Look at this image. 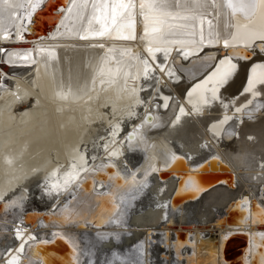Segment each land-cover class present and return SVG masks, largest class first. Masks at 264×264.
I'll return each mask as SVG.
<instances>
[{
  "label": "bare ground",
  "instance_id": "6f19581e",
  "mask_svg": "<svg viewBox=\"0 0 264 264\" xmlns=\"http://www.w3.org/2000/svg\"><path fill=\"white\" fill-rule=\"evenodd\" d=\"M172 1L124 0L127 9H117L116 23L112 24L114 0H93L88 6L85 0H0V201L6 203L17 196L14 204L25 203L27 208L44 210L41 215L26 217L29 221L26 224L14 217L0 220V264H11L13 260L15 264H94L98 261H92L95 247L109 234L115 240L118 233L132 231L135 220L139 225L150 226L143 228L141 236L134 240L124 237L126 241H114L112 247L102 244L103 252L114 255L124 252L120 254L129 257L120 255L107 262L186 264L181 260L182 255L193 252L192 264H196L198 255L197 264H264V224L257 226L250 218L239 219L243 210L240 202H236L243 197L250 203L254 201L264 222V64L251 68L264 57V51L256 50L257 42L264 46V0H260L251 19L241 13L234 15L224 0H213L214 3L209 0L212 12L204 14L197 13L199 10L196 12L194 7L202 5L203 0H174L175 4L179 3L177 7L171 5ZM43 13L49 15L41 16ZM209 14L212 18L202 16ZM227 15L230 32L228 29V35L217 36L227 30L224 26ZM29 18L32 25L27 29L32 33L25 37ZM10 19L11 27L1 29ZM195 21L203 26L209 23L202 42ZM41 23L46 25L38 38L35 36L38 33L33 31ZM178 25H183L185 30L177 29ZM181 30L186 35L178 34L174 42L167 41L166 36L182 34ZM213 30L219 33L215 35L218 41L211 35ZM233 47L254 50L256 55L243 63L221 53L213 58H199L208 49ZM175 57L191 61V67L200 61H205V66L188 77L182 71L189 72L191 68L185 66L175 75L172 64ZM197 75L200 76L194 79ZM248 78L251 87L241 92L240 86ZM212 96L224 103L217 105ZM256 97L259 99L254 100ZM203 101L215 103L214 110L220 112L214 115L213 111L211 118L205 112L209 119H204L202 124L204 115L199 114V108ZM209 104L202 107L209 110L206 108ZM127 121L128 128L124 129ZM195 122L202 124L200 137ZM232 124H236L235 130L230 127ZM226 127L235 132L228 141L231 146L234 143V151L227 154L220 146ZM252 137L256 139L254 143L249 141ZM204 148L211 153L210 158L200 157L204 167L189 165L193 154ZM181 153L187 155L186 159L179 158ZM173 155L177 157L175 161ZM140 162L144 166L136 168ZM221 162L228 166L231 175L224 178L218 175ZM106 163L108 171L118 174L115 178L118 188L111 193L118 191L119 195L134 192L130 185L125 186L133 174L138 178L143 175V169L155 168L158 175L151 176L154 178L151 184L148 179L137 183L143 199L136 197L130 205L128 201L119 212L113 211L106 195L104 206L108 210L101 219L67 227L51 223L56 210L67 203L70 195L80 192V186L89 187L91 177ZM170 163H173V175L160 173ZM208 163H211V175L205 171ZM68 172L78 176L65 186ZM97 177L105 179L106 174L101 171ZM197 180L206 182L209 189L196 200L200 207L199 225L196 221L184 229L182 222L177 226L181 218L179 221L175 218L178 213L190 211L187 212L186 203L179 202L189 197L185 196L190 194L187 187L190 183L196 185ZM221 180L227 185L215 184ZM237 181L241 185L245 183L246 191H239L242 186ZM57 182L58 187L53 188ZM96 186L100 188L98 192L105 194L110 185L101 182ZM176 187L180 191L178 188L169 208L164 201ZM31 192L38 196H31ZM231 202L227 214L222 216L223 209ZM3 206L0 205V212ZM172 211L176 214H171ZM227 218L230 224L243 225H225ZM143 229H138L136 235ZM167 234L170 241L164 259L156 256L155 248L159 244L154 241L168 237ZM246 235H253V240L248 241L241 255L238 250L244 242L242 236ZM57 236V244L53 246L56 253H50L47 263L29 254L36 243H48ZM188 236L192 242L187 241ZM9 239L14 244L7 252L9 248L4 246ZM175 239L177 244L173 242ZM183 241L191 246L182 251Z\"/></svg>",
  "mask_w": 264,
  "mask_h": 264
},
{
  "label": "water",
  "instance_id": "95a60500",
  "mask_svg": "<svg viewBox=\"0 0 264 264\" xmlns=\"http://www.w3.org/2000/svg\"><path fill=\"white\" fill-rule=\"evenodd\" d=\"M224 3H225V0H224ZM225 5H226V3H225ZM52 10L53 9L51 8L48 12H51ZM46 15H49V14L48 13H43L41 16L45 17ZM31 25H32V21L29 18L28 21H27V25H26L25 31H24L25 37H27V35H31L32 31L27 29L28 27H31ZM45 25H46V23H41V25H39L38 28L36 27L34 29L33 34L38 33L35 36H37L38 38L42 37V34H40V32H42V29L45 27ZM261 46H263V43L262 42H257L256 43V50L259 51V52L262 51L260 49ZM214 50H215V48L206 50L205 53L199 58L200 59H203L204 57L205 58L206 57L213 58L216 53H221L222 55L230 57L232 60H236L238 63H243V62L250 61L251 58L256 55L254 50L245 49L244 47L220 48L218 50V52L214 51ZM241 52L242 53L244 52L245 54H240ZM204 62L205 61L198 62L197 64H195L194 66L191 67L189 72L185 71V73H184L182 71V73L184 74L185 77H188L189 75H193L196 72H199L205 66ZM190 63H191V61H189L187 64H190ZM199 76L197 75L196 77H194V79H196ZM256 99H259V98L258 97L254 98V100H256ZM254 100H252V102ZM236 120H238V118H236ZM129 132H131V131H129ZM129 132L127 134H129ZM223 134H224L223 135V140L225 142H228V141L232 140L234 138V136H235V132H232L231 128H229V127H226V129L224 130ZM226 137L227 138L230 137V139L227 140ZM186 156H187L186 154H182L181 153V156H179V158H185L186 159ZM142 163L143 162H140L139 164H137L136 168L140 167V166L143 167L144 165ZM172 164L173 163H170V165H168V167L162 169L163 171H161L160 173H169L170 176H172L173 175L172 174V170H171L172 169V167H171ZM101 166L102 167L99 168L95 172L96 174H94V176L91 177V181H92L91 185H89V187L80 186V188H79L80 192H78L75 196L70 195L69 199H67V203L64 204L63 207H61L60 209L56 210V212H55L56 218L51 220V223L55 222L57 225H60L59 227H62V226L63 227H67L70 224H75L76 225L77 223L90 224V223H93L94 221H97L98 219H101L102 217L105 216V214H106V212L108 210L104 206V196H106V195L104 193L98 192L100 190V188H98L96 186V184L103 182V184H105V185L106 184L110 185L109 188H108V191H107V193L110 194L112 189H117L118 188L117 184H116V179L118 177V174L116 173V171L112 172V171H108L107 170L108 166H109L108 163L103 164ZM111 166H113V165H111ZM218 166L222 167V169H220V171L218 173V175L221 178H224L225 176L232 174L231 170L228 168V166H226L222 162L219 163ZM101 171H102L103 175L106 174L105 179L102 178V177L101 178L97 177V175L100 174ZM88 172H89V170L84 174V177L87 176ZM156 174H157L156 171L148 170L147 168H145V169H143V175L141 177H138V178L136 177V181H137L138 184H141V182H144L146 179H148L150 181L151 176H154ZM129 177H131V176H129ZM159 179H161V178H159ZM84 180H86V179H84ZM161 180H163V179H161ZM218 183H222L224 185H227L225 180L218 181L215 184H218ZM93 185H95L94 188H93ZM208 186L209 185L206 182L202 183V182H199L198 180H197V184L196 185H193V183H190L187 188L190 191L189 193H194V195L193 196H189L186 199H183L179 203L180 204H185L187 202H191V201L197 200L201 196L202 193H204L205 191H207L209 189V188H207ZM178 188L179 187H176L174 192H172L170 195H168L165 198L164 202L167 203L169 208H172V202H173L174 196H175ZM108 196L110 197V195H108ZM185 196H187V194ZM16 197L17 196L12 197V199H10L8 202L6 201V203H5L4 200L0 201V205H4L3 206L4 207L3 210L0 212V220L6 219V218H10V217H14L15 220H17V221L20 220L22 223L26 224V223L29 222V221L27 222V220H26V217H29V215H32V214L41 215L42 213H44V210L43 211L42 210H38L35 207L27 208V205L25 203H23L21 205L14 204L13 203V199L16 198ZM243 198L245 200V197H243ZM243 198L240 199V201H236V202H240L241 211L243 210V213H241L242 215H240L239 219H244V220L246 219L247 220L248 218H250L251 221L252 220L255 221L254 223L257 226L261 225V223L264 224V222H262V218H260L261 214L260 215L257 214V211L255 209L256 205H255V203H253L254 201L252 203H249V204L245 205V204H243V201H244ZM179 203L177 204V206L180 205ZM110 204H111V200H110ZM231 204H232V202L229 203L228 206L225 209H223L222 216H224V214H227L226 213L227 209L229 208V206ZM216 219L214 221H212V223H215ZM223 223H225V222H223ZM225 225H234L235 226V225H243V223L239 224L237 222H233L232 224H230L228 222V218H227V221H226ZM219 226H221V225H219ZM242 238H243L244 242L241 243V245L239 246V250H238V254H241V255L244 253L246 247L248 246V241L250 239L253 240V235L242 236ZM254 239H255V237H254ZM56 240H58V236L55 237L53 239V241H48V243L44 242V241L36 243L34 245V249H32L33 251L30 250L29 254L33 255V257H35L38 261H41V262L44 261L45 263H47V260L49 259L50 253H52V252L56 253L55 250L53 249V246L55 247L56 244H57ZM187 241H189V242L191 241L192 242V240L190 239V236L187 237ZM187 241H183V245L180 247V250L183 251L184 247H187V246L190 247L191 246L190 244H188ZM173 242L177 244L178 240L175 239ZM155 243H156V240H155ZM174 243H173V249L175 250ZM37 244L40 245L39 248L37 247ZM218 253H220V249H219ZM192 254H193V252L183 254L181 260H184L186 262V264H192V261L194 259ZM186 256L188 257L187 260H186ZM246 256H247V254H246ZM197 259H198V261H197ZM224 261L228 262L227 260H224ZM242 262H243V260H242ZM197 263H200V256L199 255L196 258V264Z\"/></svg>",
  "mask_w": 264,
  "mask_h": 264
},
{
  "label": "rangeland",
  "instance_id": "374dc122",
  "mask_svg": "<svg viewBox=\"0 0 264 264\" xmlns=\"http://www.w3.org/2000/svg\"><path fill=\"white\" fill-rule=\"evenodd\" d=\"M81 1H82V0H81ZM85 1H86V3H87V6H88L89 4H92V3H93V0H85ZM205 1H206V2H205ZM210 1H212V3H214L213 0H210ZM207 2H208V4H206ZM212 3H210L209 0H203V2H201L202 5L199 4L198 6H194V7H195V9H196V12L199 10L197 13H201V14H204L205 12H207V13H211V12H212L211 9H212V7H213ZM82 4H84V2H83ZM174 4H175V1L173 0V1L171 2V5L174 7ZM176 5L178 6L179 3L177 2V4H175V6H176ZM181 5H182V4H181ZM181 5H180V6H181ZM207 5H208L209 7H211V8H209ZM177 6H176V7H177ZM197 7H198V8H197ZM205 7L207 8V10H206ZM203 8H204V9H203ZM126 9H127V8H126ZM170 9H174V8H170ZM201 9H202V10H201ZM208 9H210V12H209ZM10 11H11V10H10ZM202 16L212 18V17H210V16H212L211 14H209V15H202ZM225 19H226V22H227V23L224 22V26H225V28L227 27V28H226L227 30H225L224 33H223V32H220V34L214 32L215 30H213V33H211V35L213 34L214 37L220 36L221 34H222V35H224V34L226 35V33H227L226 31H228V29H229L228 32H230L231 25H230V22H229V20H228V19H229V16L227 15V18H225ZM195 22H197V28H198V30H199V31H198V37H199V40H200V42H202V41H203V35H204V32H203V31H204V29H205V26L208 27L209 23L207 22V23H205V25L203 26V23H202V22H201V23H199L198 21H195ZM11 23H12V20H11V19L5 21V22L2 24L1 29H3V28H4V29H7L8 26L11 27ZM225 23H226V24H225ZM226 25H227V26H226ZM195 26H196V25H195ZM195 26H192V27H195ZM229 26H230V27H229ZM9 27H8V28H9ZM181 27H182V28H181ZM228 27H229V28H228ZM176 28H177V29H182V30L184 29L183 25H181V26L178 25V27H176ZM182 30H181V31H182ZM184 30H185V29H184ZM176 33H177V32H176ZM178 34L180 35V37L186 35V34L184 33V31H182V34L179 33V32H178L177 34H171V35H169V36H166L167 41H168V40H169V41L172 40V41L174 42L175 40H177V38H175V37H179ZM217 34H219V35H217ZM228 34H229V33H227V35H228ZM175 35H176V36H175ZM215 35H217V36H215ZM222 35H221V36H222ZM168 37H169V38H168ZM170 39H171V40H170ZM214 39H217V41H218V37H217V38H214ZM172 41H171V42H172ZM215 41H216V40H215ZM205 42H207V41H205ZM217 50H218V49H215L214 51H217ZM175 59H176V60H175L174 62L172 61V64H173V63L175 64V69H176V70H173V72L176 71V72H175L176 74L174 73L175 75H178V74L180 73L179 71H181L182 69H186L185 66H188V65H189V67L191 68V66H190L191 63H190V64H187L188 61H187L186 59H183L182 57H179V58H178V57H175ZM180 60H181V61H180ZM182 60H186V62L184 63V61L182 62ZM258 60H259V59H258ZM262 60L264 61V57H262V58L260 59L259 62L256 61L257 63L255 62L254 64H252V65H251V68H252L254 65H257V64H264V62H262ZM159 62H160V61H159ZM159 62H157V63H159ZM261 62H262V63H261ZM186 64H187V65H186ZM177 71H178V72H177ZM243 85H244L246 88H245ZM248 85H249V86H248ZM241 86H243V87H241ZM241 86H240V90H241V92H242L243 90H245V89L250 88V87H251V79L248 78V79L246 80V82L244 81V82L242 83ZM241 88H242V89H241ZM217 91H219V90H217ZM255 95H256V94H253V96H255ZM145 96H146V95H145ZM215 97H216V99H215ZM218 99H219V98H218L217 96H212V100H213V102H216L217 105H220V104L224 103L223 100H222L223 102H221V99H219V101H218ZM237 99H238V97H237ZM171 100L173 101V99H171ZM214 100H215V101H214ZM262 101H264V100H262ZM218 102H219V104H218ZM209 103H210V102H209ZM209 103H208L207 101H205V102H204V101L201 102V105H200V106H201V107H200L201 109L199 108V110H201V111H200V113H199L198 110H197V111H198L199 114H202V115H204L205 112H206L205 115L208 116L209 118H211L212 116L217 115L220 111H218L217 108L214 110V107H215L214 104H215V103H214V104H211V103L209 104ZM202 104H204L205 106H206V104H209L208 107H206V108H208L210 111L207 110V109H205L204 106H203V107H204V108H203V107H202ZM212 105H213V106H212ZM210 106L213 107V110H212V107H211V109H210ZM217 107H218V106H217ZM139 108H140V107H139ZM202 108H203V109H202ZM202 110H203V111H202ZM206 110H207V111H206ZM216 110H217V112L215 113ZM208 111H209V112H208ZM213 111H214V112H213ZM212 112H213L214 115L212 114ZM210 113H211L212 116L210 115ZM222 113H223V112H222ZM224 113H225V111H224ZM190 114H191V113L189 112L188 115L190 116ZM205 115L203 116L204 118L201 117V118L203 119L202 124L205 123L204 119H207V118H208V117H206ZM209 118H208V119H209ZM236 122H237V121H236ZM195 123H196V122H195ZM225 123H227V121H226ZM124 124H125V126H126V127L123 126L124 129L128 128V125H129L128 121H127L126 123H124ZM197 124L199 125V127H198ZM202 124H201V123H198V122L196 123V126H197V127H196V128H197V134L199 133V134H198V135H199L198 137H200L201 134L203 133V130H202V133H201V126H200V125H202ZM233 124H234V123H233ZM233 124H232L230 127L234 129V128H236V124H235V125H233ZM203 127H204V125H203ZM199 128H200V129H199ZM92 131H93V130H92ZM91 134H92V132H91ZM197 134H195L194 136L196 137ZM100 138H101V137H100ZM229 139H230V138H228L227 140H229ZM253 139H254V140H253ZM255 140H256V139L252 137L249 141H250V142L253 141V143H254ZM223 141H224V140H223ZM223 141L221 142L220 146H221V149H223V152H224V153L227 154V153H231L232 151H234V148H235V147H234V146H235L234 143H233V146H231V144L229 143L231 140L228 142V143H229V144H228L229 148H227V147H228V146H227V147H226V150H225V146L227 145V142H225V141L223 142ZM89 143H90V142H89ZM89 143H88V144H89ZM224 144H225V145H224ZM223 145H224V146H223ZM222 147H223V148H222ZM230 147H231V148H230ZM228 149H230V150H228ZM141 150H142V151H141ZM139 151H141L140 153H143V149H142L141 147H140ZM89 152H90V151H89ZM202 152H203V153H202ZM200 153H201V154H200ZM195 154H196L197 156H196V155L194 156V154H193V157H191L192 160L190 159V163H189V165H191V164L193 163L191 166H196V165L198 166V165H199V167H201V165H202V167H204L203 164L199 161V160H200V157H201V156H204V157H209V158H210V154H211V153H210V150L204 148V150L202 149V150L198 151V152L195 153ZM198 155H199V156H198ZM207 155H208V156H207ZM204 157H203V158H204ZM195 158H196V159H195ZM194 160H195V162H194ZM191 161H192V162H191ZM200 163H201V164H200ZM207 165H208V167H207ZM210 165H211V163H208V164L205 165V166L207 167V169H206L205 171L207 172L208 175H211V174H210V171H212ZM208 168H209V169H208ZM208 171H209V173H208ZM153 179H154V178H152V179L150 178V181L148 180L149 184L152 183V180H153ZM228 180H229V179H228ZM238 181H239V180H238ZM238 181H237V183H240V184H239L240 188H241V186H242L241 189L239 188V189H240L239 191H246V188H243L244 185H245V183L243 182V183H242L243 185H241V182H238ZM35 183H36V182H34L33 185H34ZM228 184H229V181H228ZM33 185L31 184V186H33ZM152 185H153V184H152ZM246 186H247V188H250V186H248L247 184H246ZM246 186H245V187H246ZM242 189H245V190H242ZM133 191H134V192L130 191V192L123 193V196L125 195L126 200L128 199L127 202L129 201V202H128L129 205H130V203L133 202L135 199H134V200L131 199L130 196L127 195L128 193L133 194V195H131V196H135V198L137 197L136 199H140V200L143 199V198L140 196V195H141V191H142L140 188H137L136 190H133ZM178 191H180V188H179ZM34 193H35V194H34ZM139 193H140V194H139ZM178 193H179V192H178ZM31 194H33V195H31ZM31 194H30L31 196H34V195H37V196H38V194H36V192H31ZM138 194H139V195H138ZM190 194H191V193H190ZM190 194L187 193V196H191ZM185 195H186V194H185ZM138 196H140V197H138ZM182 196H183V195L181 194V196H179V198H182ZM35 197H36V196H35ZM128 197H129V198H128ZM185 198H188V197H183L181 200H183V199H185ZM46 201H49V200L47 199ZM196 202H197L196 200H195L194 202H193V201L188 202L189 206H188V204L186 203L185 207L187 208V212L190 211L189 213H187V214H183V215H182V213H180V214L178 213V215L176 216L175 219H176V221H179L180 218H181V220H180L179 222H177V223H178L177 226H179V225H180L179 223L182 222L181 226L184 227V229H187L186 227H187L189 224L193 225L194 223H196V221H197V224L199 223V221H200L199 218H201V217L199 216L200 213L198 214V210H199L200 207H199V203H196ZM191 203H192V204H191ZM190 204H191L192 206H191ZM194 204H195V205H194ZM129 205H128V206H129ZM193 205H194L195 207H194ZM128 206H127L126 209H129V210H130L131 207L129 206L130 208H128ZM187 206H188V207H187ZM134 207H135V206H134ZM188 208H189V209H188ZM190 208H191V210H190ZM134 209H135V208H133V210H134ZM148 209H149V208H148ZM148 209H147V210H148ZM193 211L195 212L194 215H193ZM196 211H197V212H196ZM174 212H175V213H174ZM191 213H192V214H191ZM171 214H174V215H175V214H176V211H172ZM195 214H196V216H195ZM187 215H188V216H187ZM197 215H198L199 217H198ZM141 217H143V216H141ZM187 217H188V218H187ZM191 217H193V218H191ZM131 218H132V217H131ZM177 218H178V219H177ZM183 218H184V220H183ZM189 218L191 219V221H190ZM194 218H195V219H194ZM175 219H174V220H175ZM192 219H193V220H192ZM182 220H183V221H182ZM187 220H188V222H187ZM189 221H190V222H189ZM193 221H194V222H193ZM191 222H192V223H191ZM137 223H138V224H137ZM136 224H137L138 226H137ZM139 224H140V222H137V220H135V226H136L137 228L133 226V228H132V227L130 228L132 231H124L123 233L120 232L123 236H122L120 233H118V234H117L118 236H114V237H115V240L113 239V237H111L112 234H111V235L109 234L107 237H109L110 239L107 238V237L105 238V240H106L107 242H105V240H104L103 243H100L98 246L95 247V249H97V250H94V252L92 253V254H93V256H92V261H93V263H94L96 260H98V261H96L94 264H99V263H101V264H102V263H103V264H111V262L109 263V262H107V261H109L110 259H111V260H115V257L120 256L121 254H123L124 252H119V253H117V254L115 253V255H114L113 252H112L113 254L110 253V252H107V251H106V252H103V250H104L105 247L103 248V247H101V246H102V244L106 243L107 245L109 244L108 246H111V247H112V246H114V244H115L114 241H117V242H118V241H123V240H125L124 237L126 238V240H127V239H130V238H133V237H134L133 240L136 239V238H139V237L141 236L140 234L142 233V231H144V229H147V228L150 226L149 224H147L146 226H145V225L142 226V225H139ZM187 224H188V225H187ZM198 225H199V224H198ZM177 226H176V227H177ZM139 227H140V228H139ZM161 227H162V225H161ZM143 228H144V229H143ZM138 229H143V230L139 231V234L136 235V233H137L136 231H137ZM177 229H178V228H177ZM133 231H134V232H133ZM125 232H126V233H125ZM128 232H130V234H132V235H130ZM135 232H136V233H135ZM140 232H141V233H140ZM134 233H135V234H134ZM119 234H120V235H119ZM126 235H127V236H126ZM128 235L131 236V237H129ZM167 236H168V237H166V238H168L167 240H166V238H164V237H163L162 239L160 238V240L155 238V240H156V242H157L156 244H159V246L157 245L158 248L156 247V248H157V252H156V248H155L156 256H160L161 258L164 257V259L167 258V256H166V258H165V255H164V254L167 253L166 249L169 247V244H168V243H169V241H170V235L167 234ZM122 237H123V238H122ZM135 237H136V238H135ZM161 237H162V236H161ZM119 239H121V240H119ZM122 239H123V240H122ZM110 240H111V241H110ZM126 240H125V241H126ZM158 240H159V241H158ZM101 241H102V240H101ZM101 241H100V242H101ZM153 241H154V239H153ZM6 242H7V244L4 246V248H9V251H7V252H10V251L12 250V249H11V248H12L11 244H12V245L14 244V240H10V239H9V240H7ZM8 242H10V243H8ZM158 242H160V243H158ZM167 242H168V243H167ZM2 243H5V241H3ZM110 243H112V244L110 245ZM154 243H155V241H154ZM162 243H164V244H162ZM165 243H166V244H165ZM161 244H162V245H161ZM167 244H168V245H167ZM6 246H8V247H6ZM167 246H168V247H167ZM159 247H160V248H159ZM2 248H3V247H2ZM22 248L24 249V247H22ZM101 248H102L103 250H101ZM161 248H162L163 250H165V251H163ZM164 248H165V249H164ZM98 249H99V252H100V253L97 252ZM158 249H160V250H158ZM100 250H101V251H100ZM161 250H162V251H161ZM20 251L23 252V250H20ZM159 251H161V252H159ZM102 252H103V254L101 255ZM162 252H163V253H162ZM164 252H165V253H164ZM98 253H99V254H98ZM120 253H121V254H120ZM86 254H88V252H87ZM97 254H98V255H97ZM104 254H105V256H104ZM108 254H109V255H108ZM157 254H159V255H157ZM99 255H100L101 257H100ZM150 255H151V253H150ZM110 256H111V257H110ZM112 256H113V258H112ZM99 257H100L101 259H100ZM103 257H104V258H103ZM107 257H109V258H107ZM121 257L129 258L128 256L125 257V256H122V255H121ZM102 258H103V259H102ZM93 259H95V261H94ZM107 259H108V260H107ZM155 259H156V258H152L153 261H154ZM99 260H100L101 262H100ZM103 261H104V262H103ZM105 261H106L107 263H106ZM135 261H136V260H135ZM97 262H99V263H97ZM165 263H166V262H165ZM165 263H163V264H165ZM113 264H125V263L122 262V261H119V262H117V263H113ZM134 264H135V262H134ZM166 264H167V263H166Z\"/></svg>",
  "mask_w": 264,
  "mask_h": 264
},
{
  "label": "snow or ice",
  "instance_id": "6c2138e0",
  "mask_svg": "<svg viewBox=\"0 0 264 264\" xmlns=\"http://www.w3.org/2000/svg\"><path fill=\"white\" fill-rule=\"evenodd\" d=\"M226 6L232 11V13L235 15L237 13H241L244 15L246 19H251L257 10L258 4L260 3V0H225ZM128 5L124 3V0H114L113 4V17H112V24L116 23V15L119 14L117 12V9H126ZM143 6V5H142ZM105 31H107V25H105ZM103 35V32L100 33ZM127 38V37H125ZM227 46V45H226ZM261 50L264 51V46H261ZM135 135V133H133ZM129 139L131 140L132 137L130 136ZM115 155V153H113ZM177 157L175 155L172 156V160L175 161ZM73 168H75V165H72ZM158 169L153 168V171H157ZM78 174H74L73 172H68L65 175L64 179V185L67 186L72 180L77 179ZM131 189L136 190L137 189V182H136V176L135 174L132 175L131 181H126L125 186H129ZM53 188L58 187V182L53 183L52 185ZM95 185H93V188ZM142 187V186H141ZM105 195H110V200L113 204V211L114 212H119L121 210V207L127 203V200L125 196L119 195L118 191L113 192L111 194L105 193ZM131 199H135V196H131V193L128 194ZM250 202L245 199L243 201V204L247 205ZM262 214H264V211H262ZM21 250H23L21 248ZM11 264H15V260L11 262Z\"/></svg>",
  "mask_w": 264,
  "mask_h": 264
},
{
  "label": "built area",
  "instance_id": "2783aa9c",
  "mask_svg": "<svg viewBox=\"0 0 264 264\" xmlns=\"http://www.w3.org/2000/svg\"><path fill=\"white\" fill-rule=\"evenodd\" d=\"M3 50V48H1V51Z\"/></svg>",
  "mask_w": 264,
  "mask_h": 264
}]
</instances>
